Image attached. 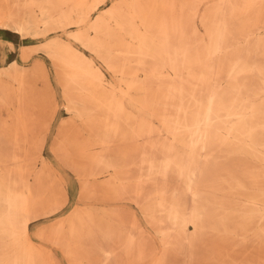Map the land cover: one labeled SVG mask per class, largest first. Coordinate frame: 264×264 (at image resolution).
I'll return each mask as SVG.
<instances>
[{
  "label": "bare ground",
  "instance_id": "6f19581e",
  "mask_svg": "<svg viewBox=\"0 0 264 264\" xmlns=\"http://www.w3.org/2000/svg\"><path fill=\"white\" fill-rule=\"evenodd\" d=\"M5 1L0 24L41 40L35 49L70 71L66 108L88 130L57 150L88 178L86 199L100 185L116 200L134 194L161 241L147 253L137 220L128 229L106 205L76 206L49 231L70 264H92L96 251L113 259L117 249L100 239H122L126 264H168L170 253L171 261L240 264L227 246L249 244L262 255L247 264H264V0H112L105 8L108 0ZM60 33L103 59L115 79ZM25 77L16 61L0 67L1 100L25 92ZM17 99L14 135L0 144V264H55L33 242L31 224L57 214L67 196L62 188L47 195L51 164L36 172L30 147L20 146L28 144L20 134L30 130V100ZM116 142L133 144L136 155ZM132 167L140 171L133 181Z\"/></svg>",
  "mask_w": 264,
  "mask_h": 264
},
{
  "label": "rangeland",
  "instance_id": "374dc122",
  "mask_svg": "<svg viewBox=\"0 0 264 264\" xmlns=\"http://www.w3.org/2000/svg\"><path fill=\"white\" fill-rule=\"evenodd\" d=\"M5 0H0V10L5 8ZM112 0H108L107 7ZM55 36V35H51ZM61 39L71 44L79 52L86 53V55L95 59V62L103 69L109 80H114L112 72L107 70L103 59L98 58L95 54L88 51L84 45L74 43L68 34L60 33ZM2 41V42H1ZM44 41V40H42ZM13 42V43H12ZM41 44V40H33L30 38H22L16 31L0 24V67L8 66L12 62H18L25 66V92L22 89L18 91V83H9L13 91L19 95L17 98L29 99L27 109V120L29 122L30 130L27 134H20L22 141L25 137L28 139V144L21 143L22 148L27 145L29 154L33 159L32 167L39 170L42 167V162L46 161L51 164L53 172L51 177H45L42 181L45 192L51 196L54 191L59 193L62 188L64 194L67 196L66 204L57 214L49 215L39 218L31 224V236L35 245L45 252L50 254L55 264H70L66 255V247L62 244L55 245L53 238L49 235L50 229L55 226L60 220L68 217L73 211V208L79 206L81 208H88L98 210L99 207L106 205L107 209L111 211L117 210L118 218L128 228H132L134 220H137L139 225L144 229L148 238V252L151 249L161 246V241L156 235L155 228L149 223L145 217L143 210L134 201V194H128L120 200L105 195L104 187L101 185L97 187V192L92 195V198L86 199V192L83 191V182L88 179L81 174L74 165L72 159H62L57 150L62 139L71 140L73 138H82L87 133L85 124L79 123L67 111L66 98L64 90L66 88L67 79H69L70 71L66 69L59 61L50 58L46 53L37 51ZM12 52V54H11ZM5 56L4 60L2 59ZM24 62H23V60ZM24 93V94H23ZM1 97V93H0ZM17 98H12L9 102L1 100L0 98V144L7 142L13 134V126L17 121L16 112L21 106ZM38 98V99H35ZM11 133V136H10ZM41 138L45 142L42 149H35L31 144L34 139ZM120 148H131L128 152L131 158L136 155L134 145L131 143L116 142ZM116 153L113 154L115 156ZM140 171L132 167L129 170L128 176L133 181L138 177ZM134 176V177H133ZM106 177V176H105ZM105 177L98 179V185L103 184ZM32 181L36 182V177H32ZM95 182V181H94ZM171 186L179 187L178 179L173 177L170 180ZM151 189L148 188V192ZM65 197V196H64ZM43 234V235H42ZM100 245L106 248H115L117 253L113 259L108 263L103 262V256L97 251L88 254L89 260L92 264H126L127 258L122 255L123 240L104 241L98 240ZM216 243L218 241L213 240ZM115 242V243H114ZM232 245V244H230ZM90 245L86 244L82 249L83 254L87 257V251ZM228 251L235 254L239 259L240 264H247V261L257 260L261 258L262 253L258 244H249L244 248H236L227 246ZM212 251H207L204 256L211 254ZM168 264H203L198 259L197 261L189 262L186 258L179 255L171 261V253L168 257ZM88 261V260H87ZM78 264H84L82 261ZM143 264H150V260H146ZM212 264V263H210Z\"/></svg>",
  "mask_w": 264,
  "mask_h": 264
},
{
  "label": "crops",
  "instance_id": "0c3cea01",
  "mask_svg": "<svg viewBox=\"0 0 264 264\" xmlns=\"http://www.w3.org/2000/svg\"><path fill=\"white\" fill-rule=\"evenodd\" d=\"M13 43V42H12ZM11 54H12V52H11Z\"/></svg>",
  "mask_w": 264,
  "mask_h": 264
}]
</instances>
